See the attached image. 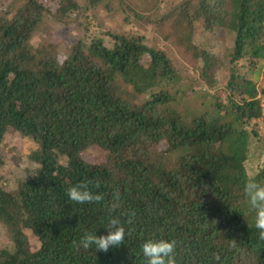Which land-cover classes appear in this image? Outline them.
Returning <instances> with one entry per match:
<instances>
[{"label": "trees", "instance_id": "obj_1", "mask_svg": "<svg viewBox=\"0 0 264 264\" xmlns=\"http://www.w3.org/2000/svg\"><path fill=\"white\" fill-rule=\"evenodd\" d=\"M12 2L0 12V147L14 132L36 150L12 191L0 182L12 241L0 264H147L142 244L161 239L175 241V264H264L243 193L249 155L264 156V70L259 90L239 69L264 62V0H59L52 15L41 0ZM65 19L78 36L60 63L42 36ZM221 33L224 64L211 44ZM184 79L200 91L187 97ZM93 149L105 159L84 160ZM81 182L103 200L70 201ZM112 218L132 231L124 244L74 248Z\"/></svg>", "mask_w": 264, "mask_h": 264}, {"label": "rangeland", "instance_id": "obj_2", "mask_svg": "<svg viewBox=\"0 0 264 264\" xmlns=\"http://www.w3.org/2000/svg\"><path fill=\"white\" fill-rule=\"evenodd\" d=\"M12 1L15 0H0V12L5 14V10H8L9 5L10 10L12 11ZM41 1L43 2L44 8L49 10L51 15L56 13V10L58 9L59 0ZM14 3L18 5V2ZM16 10L17 7L15 6V12L13 16L16 14ZM120 21L117 19L114 22L119 25L118 27L124 28V31L128 34L130 30L129 26L120 23ZM51 28V30H46L44 32L42 39L43 41L48 42L49 45L54 48L53 52L56 56V59L59 61L60 58H63L61 57V54L67 52V48L72 45L74 40H76L78 33L76 30V25L72 23L70 24V19H65L62 21V23H53ZM150 30L151 29L148 28L149 43H151L152 35H155ZM195 40L199 43H202L203 41V39L198 36H195ZM34 41L36 42L37 38L34 39ZM104 41L106 45H109V40L107 38L104 37ZM227 42L228 39L223 33L220 34L219 38L217 37L211 39V44H214L215 46L213 53L217 55V53H219L218 51H220L221 56L219 55V58L221 59V63L223 64L225 63V58L229 57L230 55V49H228V47L226 46ZM153 45H157L159 49L162 47V45H159L158 42L154 43ZM239 69H241L243 73H246L248 79L252 83L256 84L259 90L261 89V85H263L262 74L264 70V62H258L257 66L252 69H244V66L242 65V63H240ZM190 72L192 73V71ZM227 74V69H224L223 71H220L216 74V79L220 81L221 85H225L227 83V80L225 78ZM193 84L194 82H192V79H190L189 81H186L184 79V81L182 82V88L189 93L187 97H191V92L195 94L200 91V88L196 87ZM34 150H36V144L32 140L24 138L14 132L8 133L3 144L0 147V156L3 160V167L0 169V182L4 189L12 191L17 185V183L20 180L24 179L25 176H27V173H25L24 171L28 170V168H34V166L30 164L28 160V156ZM83 158L89 163L100 162L105 159V153L102 151L99 152V150L97 149H93L84 153ZM263 167V155H259L258 151L257 153H252L251 155H249V162L246 164L247 173L252 172L257 168L259 169ZM27 236L30 239L29 244L32 249H36L38 247L37 240L29 233ZM11 248L12 241L10 239L9 234L4 229H0V250Z\"/></svg>", "mask_w": 264, "mask_h": 264}, {"label": "clouds", "instance_id": "obj_3", "mask_svg": "<svg viewBox=\"0 0 264 264\" xmlns=\"http://www.w3.org/2000/svg\"><path fill=\"white\" fill-rule=\"evenodd\" d=\"M64 59H66V57L60 58L59 62L63 63ZM257 171L258 168L247 174L248 178L245 181L243 193L249 211L255 214L254 227L258 230L259 239L264 240V185L260 184L255 179ZM66 195L70 201L77 204H93L103 200L101 194L94 193L89 189L87 182H81L68 188ZM127 216L128 219L126 223L131 225L135 217V212H129ZM105 229L107 230V235L99 237L95 234L86 233L78 242L74 243V248L77 251L80 249L87 251L95 247L96 252L107 253L110 248L119 247L124 244L126 236L132 234L131 229L126 231L125 226L121 223L119 218L110 219ZM141 247L143 256L147 259V264H175V241L163 239L158 241L147 240ZM214 259L219 261V255H215Z\"/></svg>", "mask_w": 264, "mask_h": 264}]
</instances>
